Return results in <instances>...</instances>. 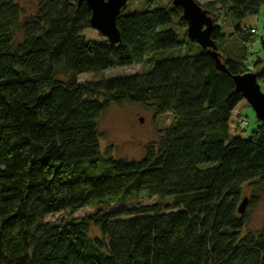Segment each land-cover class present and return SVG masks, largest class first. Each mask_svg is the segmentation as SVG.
<instances>
[{
  "label": "trees",
  "instance_id": "trees-1",
  "mask_svg": "<svg viewBox=\"0 0 264 264\" xmlns=\"http://www.w3.org/2000/svg\"><path fill=\"white\" fill-rule=\"evenodd\" d=\"M152 1L122 7L113 44L83 36L91 28L85 1L35 0L26 11L0 0V264H264V222L245 232L246 210L237 207L246 185L247 206L264 194V124L235 133L248 104L232 79L251 67L264 84V62L243 49L224 55L217 22L224 14L246 41L254 32L242 21L264 0L201 6L214 16L211 38L226 72L180 36L179 6ZM185 43L199 51L173 54ZM141 64L129 76L77 81ZM124 103L172 116L139 159L99 146L100 116ZM81 210L91 214L46 221Z\"/></svg>",
  "mask_w": 264,
  "mask_h": 264
},
{
  "label": "rangeland",
  "instance_id": "rangeland-1",
  "mask_svg": "<svg viewBox=\"0 0 264 264\" xmlns=\"http://www.w3.org/2000/svg\"><path fill=\"white\" fill-rule=\"evenodd\" d=\"M201 6L206 3V0H196ZM35 0H19L20 5L24 7L26 11L32 7ZM166 2V1H165ZM157 2L152 0H127L125 10L139 11L150 7L157 6ZM210 15V14H209ZM219 17L218 23L221 25V29L225 32L226 38L219 44L220 51L224 55H236L243 49L249 55L251 60L262 58L264 62V52L260 51V38L264 36V7L261 6L258 13L250 14L242 21L243 26L247 31L250 28L256 30L251 38L246 41L234 35L231 22L224 14H217ZM216 15V16H217ZM210 17H214L210 15ZM180 36L184 35V31H178ZM186 33V32H185ZM83 36L96 41L105 39L100 35L96 29L88 28L84 30ZM199 51L197 47L191 46L187 48V44L181 45L174 51L173 54L183 55L185 52L196 53ZM240 55V54H239ZM248 58V62L249 59ZM144 64L130 65L127 67H119L117 69H108L105 71H99L97 73H86L77 76V81L83 85H92L98 81H108L112 78H120L136 74L144 69ZM261 84V91L264 93V84ZM240 119L246 120V125L242 130L235 131V133L242 136L248 135L251 131L255 130V127L260 124V121L255 117V113L250 106L243 107L240 112ZM172 123V116L165 113V115H155L152 111L148 110L144 106L138 103H124L121 106L112 105L107 111H105L98 121V132L100 135L99 146L102 152H105L110 148V152L113 157L125 158L126 160L139 159L143 155L145 146L148 143L156 142L160 138L161 130L166 129L168 125ZM249 189L247 185L243 189V197L250 199ZM259 198L254 206L246 207V217L248 218L245 226V232H257L264 222V194H259ZM142 204L153 202V200L138 201ZM140 204V203H139ZM91 214L90 210H81L68 216L67 214H59L48 216L46 221L52 223H59L61 221H68L71 217H78L81 215Z\"/></svg>",
  "mask_w": 264,
  "mask_h": 264
},
{
  "label": "water",
  "instance_id": "water-1",
  "mask_svg": "<svg viewBox=\"0 0 264 264\" xmlns=\"http://www.w3.org/2000/svg\"><path fill=\"white\" fill-rule=\"evenodd\" d=\"M85 1L91 10L89 25L96 29L100 35L109 42L115 44L120 40V34L115 24L117 15L127 0H78ZM173 5L179 6L182 10V18L186 21L185 28L187 38L197 42L201 49L210 53L216 68L226 72L225 63L221 61L220 53L216 51V42L211 38L215 20L210 17L206 9H202L196 0H171ZM235 90L244 96L255 117L264 124V93L261 91V84L254 72H244L232 76ZM248 197H244L238 204L239 214L246 210Z\"/></svg>",
  "mask_w": 264,
  "mask_h": 264
},
{
  "label": "built area",
  "instance_id": "built-area-1",
  "mask_svg": "<svg viewBox=\"0 0 264 264\" xmlns=\"http://www.w3.org/2000/svg\"><path fill=\"white\" fill-rule=\"evenodd\" d=\"M251 31L255 33L254 29H252ZM251 70H252L251 67H249V69L247 71L251 72ZM245 125H246V120L244 118L240 119L239 124H238V129L242 130Z\"/></svg>",
  "mask_w": 264,
  "mask_h": 264
},
{
  "label": "clouds",
  "instance_id": "clouds-1",
  "mask_svg": "<svg viewBox=\"0 0 264 264\" xmlns=\"http://www.w3.org/2000/svg\"><path fill=\"white\" fill-rule=\"evenodd\" d=\"M248 72H250V71H248Z\"/></svg>",
  "mask_w": 264,
  "mask_h": 264
}]
</instances>
